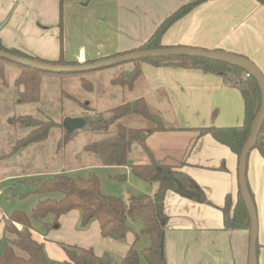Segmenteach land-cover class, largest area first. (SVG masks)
<instances>
[{
	"label": "crops",
	"instance_id": "obj_1",
	"mask_svg": "<svg viewBox=\"0 0 264 264\" xmlns=\"http://www.w3.org/2000/svg\"><path fill=\"white\" fill-rule=\"evenodd\" d=\"M189 2L0 0V41L7 49L50 63L60 56L64 65L93 63L136 51L163 20ZM161 44L241 55L264 76V5L258 0L203 1L170 24ZM135 66L133 63L129 74ZM138 68V77L126 89L136 92L118 105L142 97L150 110L151 104L156 105L160 116L162 104L168 105L173 124L145 133L144 147L131 149L128 165H102L98 160L90 169L124 170L119 175L128 185L127 198L141 193L152 195L157 189V183L133 176L131 163L153 158L180 169L200 185L210 204L166 192L164 211L168 222L162 243L165 264H248L249 229L225 228L221 209L227 195L233 203L237 199L238 157L211 134L199 131L210 126L241 125L244 101L240 90L224 83L220 76L199 69L149 62L140 63ZM256 152L248 154L246 177L259 221L257 264H264V158L258 149ZM81 214L78 209L62 214L47 230L44 224L53 221L52 215L43 220L30 219L32 237L42 243L49 260L60 263L67 259L62 245L91 248L97 256L108 254L111 260L119 261L132 246L141 250L147 244L143 235L135 238L136 230L123 239L103 237L96 220L81 224ZM15 226L21 229L19 224ZM4 236L10 233L2 228L0 241Z\"/></svg>",
	"mask_w": 264,
	"mask_h": 264
},
{
	"label": "trees",
	"instance_id": "obj_2",
	"mask_svg": "<svg viewBox=\"0 0 264 264\" xmlns=\"http://www.w3.org/2000/svg\"><path fill=\"white\" fill-rule=\"evenodd\" d=\"M203 1L206 0H190L189 3L180 6L160 23L147 42L137 50L164 48L161 44V37L170 24ZM258 1L264 5V0ZM0 50L33 58L19 51L5 48L1 41ZM0 61L17 65L22 70L20 77L15 80L16 85L22 86V90L17 94V101L20 103L38 101L41 86L39 73L42 71L3 58H0ZM40 61L47 62L44 60ZM142 62H149L158 66L168 65L199 69L205 73L218 75L223 79L224 83L237 87L244 101L242 124L232 127L210 126L201 128L199 131L201 134H211L218 142L228 146L239 158L241 149L250 134L251 127L261 105L260 87L252 74L237 65L181 56L134 60L133 63L136 66L130 74L127 77L118 76L114 79V82L123 84L124 80H127L129 81L128 85H131L139 75L138 65ZM54 64L64 65L61 56ZM234 70L247 74L246 78L238 79L237 83L230 81L228 73L232 72V74H235L234 72L236 71ZM2 73L3 69L0 68V76ZM124 108L126 114L132 112L133 115L138 116L141 120L150 122L153 126L143 129L128 127L122 122L112 121L113 118L120 116L119 111L121 109L124 110ZM110 113L111 117L109 120L103 117L98 120L84 118L92 131L103 132L104 134L102 138L87 146V150L93 151L102 165H128L132 145L136 144L144 147L145 133L165 128L160 115L150 110L142 97L136 98L131 102L122 103L113 108ZM111 124H114V129L109 131L108 127ZM48 129H50L49 124L48 127H43L40 124L36 131L31 132L27 137H24L25 139L20 140L18 148L16 146L14 148L20 149L23 146L44 140L47 137ZM70 131L68 129V132ZM254 147L259 150L264 158V121ZM129 168L131 174L138 179L147 183H157L155 193L152 195L145 193L131 195L126 200L114 195H105L101 191L100 180L93 171L89 172L87 176L58 174L46 178L43 185L35 186V190L39 193L59 192L61 197L58 199L51 197L40 199L32 208L31 215L22 210L11 212L4 227V231L10 233V236H4L3 238L0 264H139L141 257L148 264H165L162 243L164 229L168 222V216L164 211L166 192L173 191L188 200L198 203L210 204V201L200 185L178 168L164 165L153 158H150L145 163H131ZM73 209L81 211L82 225L88 224L91 220H96L99 223L103 237L123 239L132 231L128 225V220H139L141 228L135 233V238L137 239L140 235L147 234L150 238V244L141 250H137L132 246L119 261L111 260L108 254L97 256L91 248L62 245L67 259L60 263L53 262L47 258L42 243L33 239L30 219L33 217L43 220L46 216L52 215L53 221L44 224L47 230L57 223L60 215ZM221 209L225 228H250V219L241 198L239 186L235 203L227 195ZM15 224H19L21 229H18Z\"/></svg>",
	"mask_w": 264,
	"mask_h": 264
},
{
	"label": "rangeland",
	"instance_id": "obj_3",
	"mask_svg": "<svg viewBox=\"0 0 264 264\" xmlns=\"http://www.w3.org/2000/svg\"><path fill=\"white\" fill-rule=\"evenodd\" d=\"M132 66L133 61H123L81 72L42 71L39 73L41 86L38 101L20 103L17 101V94L22 90V86L16 85L15 80L20 77L22 70L17 65L0 61V68L3 69L0 76V234L12 211L22 210L29 214L38 200L61 197L59 192L39 193L35 190V186L43 185L46 178L58 174L87 176L89 171H94L101 180L103 194L121 196L124 200L127 198L128 195L125 194L128 185L119 175L121 172L124 173V170L110 172L89 167L98 162L99 158L93 151L87 150V146L102 138L103 132L92 131L86 122L82 127L70 132L66 125L69 119L76 117L93 120L103 117L109 120L114 106L117 107L120 102L128 100L136 92L126 90L129 84L127 80H124L123 84L113 83L120 74L127 77ZM234 73H228V79L236 83L238 79L247 76L239 71ZM135 84L137 85V82ZM89 85L92 89H88ZM65 86H68L67 90ZM138 87L140 86H137V89ZM62 92L66 94L68 92L69 95H63ZM85 103L89 104L88 107H85ZM162 105H164L161 111L163 115L160 116L162 122L164 125H172L173 119L168 105ZM150 107L157 113L156 105L151 104ZM109 108L111 109L107 111ZM119 114L120 116L113 118L112 121H119L135 128L153 126L132 112L126 114L125 108L121 109ZM25 119H29V125L24 123ZM40 124L43 127H48L49 124L47 137L16 149L20 146V140L36 131ZM108 129L113 130L114 124ZM137 146L133 144L132 148ZM251 150L256 152L257 148ZM29 173L36 175L30 177ZM109 173L116 174V177L111 179ZM31 219L36 221L33 217ZM128 225L132 230H136L135 232L141 228V222L136 219L128 220ZM142 235L147 243L143 247H146L150 243V238L147 234ZM2 241L0 254L3 248ZM140 263L148 264L143 257L140 258Z\"/></svg>",
	"mask_w": 264,
	"mask_h": 264
},
{
	"label": "water",
	"instance_id": "obj_4",
	"mask_svg": "<svg viewBox=\"0 0 264 264\" xmlns=\"http://www.w3.org/2000/svg\"><path fill=\"white\" fill-rule=\"evenodd\" d=\"M195 57L203 58L212 61L225 62L233 65L240 66L246 69L250 74L254 76L257 80L261 91V105L257 113V116L253 122L250 130V134L245 141L239 158H238V186L241 198L246 207L249 219V244H248V264H257V239H258V218L256 207L252 199L251 193L248 188L246 171H247V159L248 154L253 148L259 131L261 129L262 123L264 121V76L259 68L248 58L240 55L222 52V51H210L200 48L192 47H164L159 49H144L136 50L108 59L96 61L87 64L78 65H61L49 62H43L36 60L34 58H28L20 56L17 54L10 53L8 51L0 50V58L6 59L8 61L27 66L39 71H49V72H81L86 70H94L104 66H110L123 61H134L147 58H166V57ZM25 124L29 125V119H25ZM85 124L84 118H71L68 120L67 129L75 130L82 127Z\"/></svg>",
	"mask_w": 264,
	"mask_h": 264
}]
</instances>
